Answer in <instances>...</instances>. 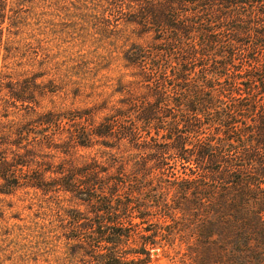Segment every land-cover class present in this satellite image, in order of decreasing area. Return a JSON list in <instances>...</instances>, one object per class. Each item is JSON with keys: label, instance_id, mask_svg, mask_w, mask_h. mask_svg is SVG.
I'll return each mask as SVG.
<instances>
[{"label": "trees", "instance_id": "obj_1", "mask_svg": "<svg viewBox=\"0 0 264 264\" xmlns=\"http://www.w3.org/2000/svg\"><path fill=\"white\" fill-rule=\"evenodd\" d=\"M127 1L131 22L155 34L152 46L126 54L154 100L127 104L120 113L134 112L136 129L127 136L141 138L133 144L141 141L152 159L162 157L155 168L162 177L155 185L140 162L122 176V200L114 203L100 192L112 185L92 179L99 170L80 168L71 179L64 170L60 186L94 213L86 224L73 218L91 233L86 248L97 250V264H147L152 249L178 240L192 264H264V0ZM9 10L8 0H0V60ZM240 46L245 60L235 53ZM151 127L163 146L152 145L158 138ZM108 128L96 137L107 138ZM27 133L6 143L16 149L12 160L0 157V193L44 188L29 171ZM171 154L186 177H163L172 169L165 157ZM130 242L137 247L129 251Z\"/></svg>", "mask_w": 264, "mask_h": 264}, {"label": "rangeland", "instance_id": "obj_2", "mask_svg": "<svg viewBox=\"0 0 264 264\" xmlns=\"http://www.w3.org/2000/svg\"><path fill=\"white\" fill-rule=\"evenodd\" d=\"M8 5L11 19L0 60V157L12 160L16 147L6 143L26 130L28 170L44 188L25 185L0 193V264H97V250L86 248L90 231L73 221L81 216L86 224L94 213L60 186L63 172L71 171V179L80 168L99 170L92 179L112 185L100 192L114 203L122 200V176L140 162L160 184L155 168L162 157L152 159L141 141L134 145L138 136L129 140L127 133L136 129L134 112L124 111V118L120 113L127 104L154 100L126 54L135 46H152L155 34H142L131 22L135 15L127 0H8ZM243 48L235 53L241 55ZM105 125L109 136L96 137ZM149 132L158 138L154 127ZM160 144L161 137L152 145ZM165 157L172 166L165 179L186 177L189 171L174 162L177 155ZM152 223L164 222L155 218ZM136 247L130 242L126 250ZM186 249L178 240L158 245L147 264H192L184 260Z\"/></svg>", "mask_w": 264, "mask_h": 264}]
</instances>
